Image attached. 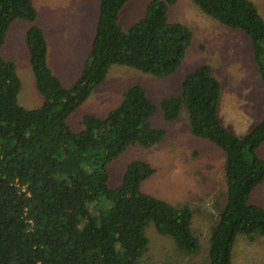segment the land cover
Returning <instances> with one entry per match:
<instances>
[{
  "label": "trees",
  "instance_id": "trees-1",
  "mask_svg": "<svg viewBox=\"0 0 264 264\" xmlns=\"http://www.w3.org/2000/svg\"><path fill=\"white\" fill-rule=\"evenodd\" d=\"M132 1L98 0L88 55L77 79L64 87L48 66L44 29L33 25L38 20L33 0H0V52L14 22L32 24L24 45L41 100L33 109L19 105L15 66L0 56V264H140L150 227L172 240L177 255H198L194 210L141 190L155 173L148 162L131 161L120 183L109 184L113 162L128 147L149 149L165 138V129L151 122L157 111L171 123L182 107L190 134L224 154L226 201L213 207L205 264H232L238 235L250 243L264 238V208L249 202L264 181V159L258 154L264 144V109L248 132L231 133L219 119L221 84L208 65L187 72L178 92L158 103L136 85L105 116L84 115L76 121V131L69 124L112 67L157 78L180 67L192 32L168 21V7L176 0H150L138 21L124 30L121 11ZM191 1L201 13L248 39L264 85V19L255 3Z\"/></svg>",
  "mask_w": 264,
  "mask_h": 264
},
{
  "label": "rangeland",
  "instance_id": "rangeland-1",
  "mask_svg": "<svg viewBox=\"0 0 264 264\" xmlns=\"http://www.w3.org/2000/svg\"><path fill=\"white\" fill-rule=\"evenodd\" d=\"M149 1L133 0L122 9V29L127 30L138 21ZM251 1L264 19V0ZM33 2L37 11L42 7L40 21L49 25L56 40L50 46V37L46 35L48 66L62 85L69 87L77 79L88 55L98 15V0ZM48 6H54L50 13L46 12ZM68 7L71 13L65 15ZM167 19L186 25L192 32L191 44L178 70L168 77L157 78L125 66L112 67L103 83L68 119L75 131L84 115L103 117L117 107L129 87H142L154 103L173 96L185 74L201 65H208L221 84L218 115L223 126L241 136L257 125L264 109V85L255 71L248 39L201 13L191 0H176L168 7ZM31 25L14 22L0 52L4 60L15 66L20 80L18 103L26 109L39 107L41 102L24 45L25 32ZM33 25H38V21ZM151 122L165 129V138L149 149L138 144L128 147L113 162L109 184L114 187L120 183L131 161L148 162L155 173L143 182L141 190L177 207L188 206L194 210L192 228L200 239L201 252L193 257L179 256L172 240L158 235L150 227L145 230L148 251L140 264H205L209 230L215 214L213 207L226 201L224 154L208 141L190 134L184 107L174 122H165L160 110ZM258 154L264 159V144ZM249 202L264 208V181L256 187ZM232 254V264H264V238L250 243L245 236L238 235Z\"/></svg>",
  "mask_w": 264,
  "mask_h": 264
},
{
  "label": "crops",
  "instance_id": "crops-1",
  "mask_svg": "<svg viewBox=\"0 0 264 264\" xmlns=\"http://www.w3.org/2000/svg\"><path fill=\"white\" fill-rule=\"evenodd\" d=\"M53 8H54V6H53V7H52V6H48V7H46V12L50 13V12L52 11ZM41 11H42V7H40V9H39V11H38V20H37V21H38V25L44 29V31H45L47 37H50V41H51V44H52L53 41H56L55 38H54L55 36H54V35L52 34V32L50 31V29H49V25H44V24L40 21ZM48 16H49V18H50V15H49V14H48ZM50 46H51V45H50ZM81 65H82V63H81Z\"/></svg>",
  "mask_w": 264,
  "mask_h": 264
}]
</instances>
